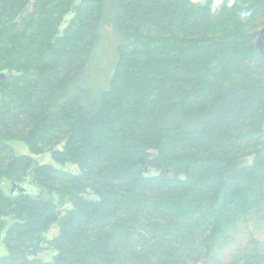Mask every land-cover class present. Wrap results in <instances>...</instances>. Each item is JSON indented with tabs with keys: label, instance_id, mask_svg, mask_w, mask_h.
<instances>
[{
	"label": "trees",
	"instance_id": "obj_1",
	"mask_svg": "<svg viewBox=\"0 0 264 264\" xmlns=\"http://www.w3.org/2000/svg\"><path fill=\"white\" fill-rule=\"evenodd\" d=\"M263 24L264 0H0V264H264Z\"/></svg>",
	"mask_w": 264,
	"mask_h": 264
},
{
	"label": "rangeland",
	"instance_id": "obj_2",
	"mask_svg": "<svg viewBox=\"0 0 264 264\" xmlns=\"http://www.w3.org/2000/svg\"><path fill=\"white\" fill-rule=\"evenodd\" d=\"M101 60H103V62L100 63V65H104V60L105 57L104 55H102ZM9 144L12 146L13 150L15 153L17 154H29L28 152V148L27 146L18 140H11L9 141ZM33 158L35 159V161L37 162H47V163H51L52 165H54L55 167H60L58 165V163L54 162L51 158H50V154L49 153H44L41 155H32ZM71 167V166H70ZM56 226H52L48 231H46L44 233V236L47 238L52 237L54 234H56ZM231 242L228 244V246L222 251L221 256L223 258L228 257L231 253H233V251L236 248H239L241 246H243L245 244V242L247 241L246 238V229H244L243 227L239 228V231L235 234L232 235V237L230 238ZM5 248L2 245L1 241H0V257L5 254ZM52 256V252L50 251H45L41 254V257L44 258L45 260L50 259Z\"/></svg>",
	"mask_w": 264,
	"mask_h": 264
},
{
	"label": "water",
	"instance_id": "obj_3",
	"mask_svg": "<svg viewBox=\"0 0 264 264\" xmlns=\"http://www.w3.org/2000/svg\"><path fill=\"white\" fill-rule=\"evenodd\" d=\"M255 49L264 59V24L258 31L257 39L255 41ZM14 190H17L18 192H25V187L12 183L10 192H13Z\"/></svg>",
	"mask_w": 264,
	"mask_h": 264
}]
</instances>
